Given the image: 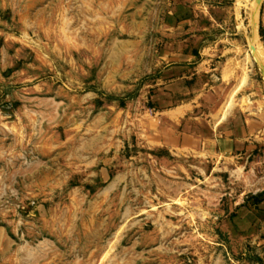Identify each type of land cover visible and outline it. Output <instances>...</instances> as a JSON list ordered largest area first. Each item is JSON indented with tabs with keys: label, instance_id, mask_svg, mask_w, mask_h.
I'll list each match as a JSON object with an SVG mask.
<instances>
[{
	"label": "rangeland",
	"instance_id": "obj_1",
	"mask_svg": "<svg viewBox=\"0 0 264 264\" xmlns=\"http://www.w3.org/2000/svg\"><path fill=\"white\" fill-rule=\"evenodd\" d=\"M0 264H264V0H0Z\"/></svg>",
	"mask_w": 264,
	"mask_h": 264
},
{
	"label": "crops",
	"instance_id": "obj_2",
	"mask_svg": "<svg viewBox=\"0 0 264 264\" xmlns=\"http://www.w3.org/2000/svg\"><path fill=\"white\" fill-rule=\"evenodd\" d=\"M178 13H174L173 15H170L169 19L173 20L175 23H179L182 21H185L188 19V17L184 14L182 16H177ZM172 22V23H173ZM182 125H180L181 127ZM181 130V129H180ZM223 143H222V149L226 150H232V148L236 147L237 142L239 141V135L237 134L236 130H229L227 132H223ZM168 142L173 147H198L200 145H203L201 141H198V139L190 132L187 131H178V129L174 128L172 136H168ZM236 214V213H234ZM234 216V215H231Z\"/></svg>",
	"mask_w": 264,
	"mask_h": 264
}]
</instances>
